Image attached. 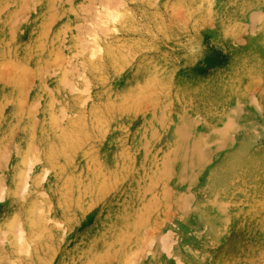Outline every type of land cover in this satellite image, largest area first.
Masks as SVG:
<instances>
[{"label": "rangeland", "instance_id": "rangeland-1", "mask_svg": "<svg viewBox=\"0 0 264 264\" xmlns=\"http://www.w3.org/2000/svg\"><path fill=\"white\" fill-rule=\"evenodd\" d=\"M0 264H264V0H0Z\"/></svg>", "mask_w": 264, "mask_h": 264}, {"label": "bare ground", "instance_id": "bare-ground-1", "mask_svg": "<svg viewBox=\"0 0 264 264\" xmlns=\"http://www.w3.org/2000/svg\"><path fill=\"white\" fill-rule=\"evenodd\" d=\"M117 11V10H116ZM120 14H121V12H120Z\"/></svg>", "mask_w": 264, "mask_h": 264}]
</instances>
